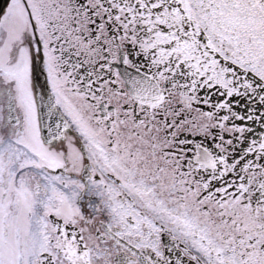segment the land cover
<instances>
[{
    "label": "snow or ice",
    "instance_id": "6c2138e0",
    "mask_svg": "<svg viewBox=\"0 0 264 264\" xmlns=\"http://www.w3.org/2000/svg\"><path fill=\"white\" fill-rule=\"evenodd\" d=\"M0 264H264V0H0Z\"/></svg>",
    "mask_w": 264,
    "mask_h": 264
}]
</instances>
